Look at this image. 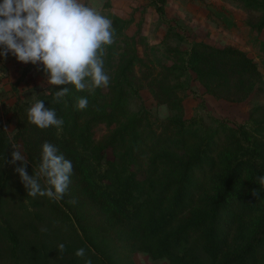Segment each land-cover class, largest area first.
Instances as JSON below:
<instances>
[{"label":"trees","instance_id":"1","mask_svg":"<svg viewBox=\"0 0 264 264\" xmlns=\"http://www.w3.org/2000/svg\"><path fill=\"white\" fill-rule=\"evenodd\" d=\"M233 1L248 11L264 14V0ZM165 3H155L160 19L165 15ZM112 21L115 39L133 22L117 17ZM258 28L264 29V16ZM110 50L111 46L106 50L105 62L110 61ZM261 50L264 52V40ZM170 54L183 73L192 71L205 93L216 99L242 103L260 91L262 74L256 63L234 47L192 42L186 49ZM139 62L133 46L132 53L119 62L113 84L109 83L112 108L104 115L81 122L70 96L76 90L70 85L62 102L53 103L54 95L42 99L64 120L60 129L41 130L29 123L27 110L31 105L26 102L15 101L4 107L15 126L9 137L0 118V168L10 164L14 143L21 144L31 175L41 162L44 142L56 145L73 163L71 183L63 200L52 202L38 196L32 205L48 211L54 226L48 228L51 242L44 238L32 247L19 246L11 228L0 220L13 256L18 260L17 250L25 248V256H37L40 264L50 254L69 257L66 264H85L86 260L91 264H131L126 262L125 251L136 250L147 253L152 260L167 259L169 264H264V187L257 180L264 176V113L254 118L259 110L255 108L244 123L236 126L210 117L215 126L208 129L197 111L185 119L183 97L158 79L157 97H163L168 109L176 112V117L168 120L170 130L157 134L146 117L135 116L96 141L92 132L95 127L110 128L125 115L127 91L136 92L131 73ZM31 69L43 73L29 65L14 88ZM167 143L180 153L179 158L156 152ZM143 161L147 162L149 175L140 181L131 167ZM160 169L176 176L154 185L153 177ZM7 182L5 172L0 176V207ZM253 190L259 191L258 198L251 194ZM71 200L75 203H69ZM24 212L32 214L27 206ZM117 242L123 244L117 246ZM61 243L65 245L63 253L58 250ZM80 248L85 249L83 258L75 255Z\"/></svg>","mask_w":264,"mask_h":264},{"label":"rangeland","instance_id":"2","mask_svg":"<svg viewBox=\"0 0 264 264\" xmlns=\"http://www.w3.org/2000/svg\"><path fill=\"white\" fill-rule=\"evenodd\" d=\"M83 2L111 20L117 17L133 21L111 45L109 62H105L106 51L104 69L110 77L111 84L119 62L132 53L133 46L136 47L141 61L135 64L131 73L136 92L127 91L125 115L119 124L110 128L104 125L95 127L92 132L96 141L99 142L135 116L146 117L157 134L169 131L168 120L176 117V112L168 109L163 97L160 95L157 97L155 81L158 79L174 87L177 94L183 97V117L190 119L197 111L203 125L208 129L215 126L210 117L226 120L231 126H236L244 123L249 118L250 111L255 108L259 110L253 115L254 118H260L264 113V52L261 50L264 29L258 28L264 14L260 11H248L241 3L233 0H166L165 15L160 19L155 11L157 0H83ZM139 25L140 31L137 32ZM169 27L171 29H168ZM192 42H201L217 48L230 46L245 52L262 74L261 82L258 84L260 91L253 92L242 103H230L207 95L193 72L183 73L170 54L172 50L186 49ZM29 65L32 64L18 62L11 53L7 58L0 57V118L9 137L14 133L15 120L10 113H4L6 111L4 107L15 101L32 105L44 97L54 95V86L48 85L45 74L35 69L28 71L24 80L18 83L16 88L13 87ZM32 66L43 69L42 65ZM59 87L56 90H59ZM75 92L71 91L70 96L81 122L104 115L112 108V97L108 94V87L95 91ZM80 97L88 99V106L83 110L77 107ZM13 145L23 154L20 143ZM12 151L13 148L9 153L10 161ZM156 152L173 158L180 156L171 143L161 146ZM110 155L108 151V157L113 160ZM146 163L143 161L140 166L131 167L137 180L148 179ZM20 166V162H17L15 165L10 163L0 168V176L8 173L7 188L1 197L0 209L3 210L2 213L0 211V220L11 228L19 246H34L36 243H42L41 239L44 238L51 242L48 228L54 226L50 222V215L44 207L40 209L32 206L38 201V196L27 198V191L18 173L15 172V168ZM26 170L31 175L27 168ZM174 176L176 174L166 169L157 170L153 177L154 185H161L165 179ZM24 206H27L32 214H25ZM36 214H39V217ZM10 244L0 228V264H40V258L37 256L32 258L28 256L30 259L25 256V248L17 250L19 255L17 260L10 251ZM122 244L117 242V246ZM125 255L126 262L131 264H169L167 259L152 260L147 253L141 251L127 250ZM69 259L67 256L50 254L41 264H66Z\"/></svg>","mask_w":264,"mask_h":264},{"label":"clouds","instance_id":"3","mask_svg":"<svg viewBox=\"0 0 264 264\" xmlns=\"http://www.w3.org/2000/svg\"><path fill=\"white\" fill-rule=\"evenodd\" d=\"M116 30L113 21L83 0H2L0 2V57L11 53L22 64L42 65L47 84L54 86L53 103H60L69 94V87L76 91H95L107 88L110 77L104 69L108 47L114 44ZM59 87V90H56ZM88 106V99L80 97L77 107ZM29 123L38 129H60L64 120L54 109L38 100L27 110ZM12 165L30 197H47L52 202L63 200L71 183L73 163L60 153L58 147L44 142L41 162L32 175L26 170L27 159L13 145ZM264 187V176L257 178ZM43 181V184H42ZM259 196L258 190L251 193ZM69 203L74 204L71 200ZM59 252L65 251L63 243ZM79 258L85 249L76 250ZM85 264H91L86 260Z\"/></svg>","mask_w":264,"mask_h":264}]
</instances>
